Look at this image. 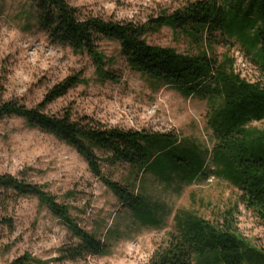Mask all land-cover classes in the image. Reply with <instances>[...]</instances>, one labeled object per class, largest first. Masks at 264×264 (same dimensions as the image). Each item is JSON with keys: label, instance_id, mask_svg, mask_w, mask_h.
Returning <instances> with one entry per match:
<instances>
[{"label": "trees", "instance_id": "trees-1", "mask_svg": "<svg viewBox=\"0 0 264 264\" xmlns=\"http://www.w3.org/2000/svg\"><path fill=\"white\" fill-rule=\"evenodd\" d=\"M28 27H35L54 44L86 54L96 67L100 82H118L116 72L107 69L100 50L105 41L119 46V55L132 72L149 78L153 88L170 87L184 97L208 101L207 125L214 146L210 152L194 145L184 147L172 134H150L110 127L90 116L76 119L71 112L50 115L46 108L84 85L83 74L71 75L48 91L43 100L27 108L20 100H5L0 92V124L22 118L29 127L54 136L85 160L92 175L103 182L143 226L159 227V208L151 206L137 189V180L128 186L104 171L121 164L132 168L131 177L152 174L163 183L175 176L187 185L209 176L230 183L239 192L238 204L252 212L264 226V128L252 127L264 121V80L250 82L237 73L235 59L228 53L218 56L213 47L238 46L264 75V0H194L146 24L120 22L87 16L66 0H30ZM32 22L33 23L32 25ZM169 28L190 36L207 50L182 54L174 48L151 45L148 36ZM209 157V159H207ZM70 191L66 198L77 200ZM34 197L69 231L72 242L59 249L56 262L105 257L112 253L99 232L82 228L80 214L71 204H62L42 186L29 181L28 171L18 177L0 174V208L7 212L19 199ZM79 215H74V213ZM238 205L221 211L214 219L180 210L175 231L155 251L149 264H264V249L246 240L237 226ZM0 224L14 227L11 218ZM9 264H47L31 254Z\"/></svg>", "mask_w": 264, "mask_h": 264}, {"label": "rangeland", "instance_id": "rangeland-1", "mask_svg": "<svg viewBox=\"0 0 264 264\" xmlns=\"http://www.w3.org/2000/svg\"><path fill=\"white\" fill-rule=\"evenodd\" d=\"M87 16L120 22L146 24L164 11L172 12L194 0H66ZM30 0H0V92L5 100H20L27 108L36 107L50 89L71 75L83 74L87 83L71 90L65 97L46 108L50 115L71 112L80 119L90 116L103 124L123 130L150 134H172L184 147L197 146L210 152L214 146L207 125L208 101L184 97L177 90L153 88L148 77L132 72L119 55L115 42L105 41L100 50L106 56L107 69L119 76L118 82H100L96 67L86 54L51 42L35 27H28L26 16ZM35 22H32V25ZM151 45L174 48L182 54L206 51L190 36L163 28L148 36ZM213 51L235 59L237 73L250 82L264 80V75L238 46L220 44ZM252 127L264 128V121ZM209 159V157H207ZM28 171L29 181L45 188L62 204H71L80 212L81 227L99 232L103 240L115 231L109 256H89L79 261L56 262L59 249L71 243L68 229L34 197L11 203L7 212L0 208V218H11L14 227L0 224V264L31 254L47 264H149L155 251L175 231V215L188 210L207 220L221 211L238 205L236 214L240 234L254 246L264 249V226L255 215L238 204L239 192L214 176L187 185L175 176L163 183L152 174L131 177L132 168L121 164L105 166L104 171L128 186L137 180L136 191L151 206L159 208L161 226H143L125 209L103 182L89 171L76 150L54 136L31 128L22 118L6 119L0 124V174L18 177ZM75 191L77 200L66 198ZM79 215V213H74Z\"/></svg>", "mask_w": 264, "mask_h": 264}]
</instances>
